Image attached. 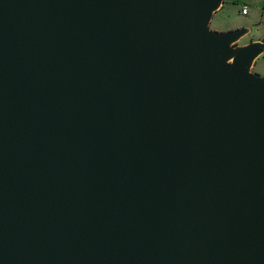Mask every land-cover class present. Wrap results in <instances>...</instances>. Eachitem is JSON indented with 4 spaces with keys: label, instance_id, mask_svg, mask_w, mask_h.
Masks as SVG:
<instances>
[{
    "label": "water",
    "instance_id": "1",
    "mask_svg": "<svg viewBox=\"0 0 264 264\" xmlns=\"http://www.w3.org/2000/svg\"><path fill=\"white\" fill-rule=\"evenodd\" d=\"M224 0H0V264H264V42Z\"/></svg>",
    "mask_w": 264,
    "mask_h": 264
},
{
    "label": "rangeland",
    "instance_id": "2",
    "mask_svg": "<svg viewBox=\"0 0 264 264\" xmlns=\"http://www.w3.org/2000/svg\"><path fill=\"white\" fill-rule=\"evenodd\" d=\"M222 8L215 13L210 29L225 32L238 28H249L250 33L241 39V45L264 39V0H224ZM247 7V14H242V8ZM264 54L261 55L252 68V72L264 77Z\"/></svg>",
    "mask_w": 264,
    "mask_h": 264
},
{
    "label": "built area",
    "instance_id": "3",
    "mask_svg": "<svg viewBox=\"0 0 264 264\" xmlns=\"http://www.w3.org/2000/svg\"><path fill=\"white\" fill-rule=\"evenodd\" d=\"M247 12H248V10H247V7H243V9H242V14H247Z\"/></svg>",
    "mask_w": 264,
    "mask_h": 264
},
{
    "label": "crops",
    "instance_id": "4",
    "mask_svg": "<svg viewBox=\"0 0 264 264\" xmlns=\"http://www.w3.org/2000/svg\"><path fill=\"white\" fill-rule=\"evenodd\" d=\"M225 4V3H224ZM224 6V5H223ZM245 7V6H244ZM243 9V8H242ZM256 41H262V42H264V39H258V40H256ZM263 75H264V70H263Z\"/></svg>",
    "mask_w": 264,
    "mask_h": 264
}]
</instances>
